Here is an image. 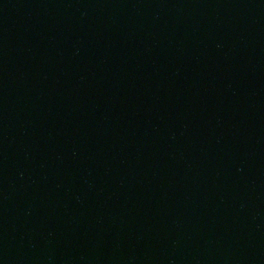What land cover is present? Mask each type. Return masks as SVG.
I'll return each instance as SVG.
<instances>
[{"label":"water","instance_id":"obj_1","mask_svg":"<svg viewBox=\"0 0 264 264\" xmlns=\"http://www.w3.org/2000/svg\"><path fill=\"white\" fill-rule=\"evenodd\" d=\"M0 264H264V0H0Z\"/></svg>","mask_w":264,"mask_h":264}]
</instances>
